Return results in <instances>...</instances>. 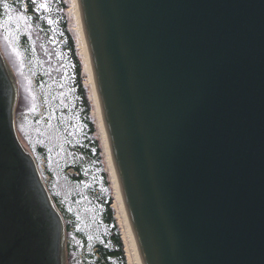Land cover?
Returning a JSON list of instances; mask_svg holds the SVG:
<instances>
[{"label":"water","instance_id":"1","mask_svg":"<svg viewBox=\"0 0 264 264\" xmlns=\"http://www.w3.org/2000/svg\"><path fill=\"white\" fill-rule=\"evenodd\" d=\"M80 5L145 264H264V0ZM0 69V264H66L62 218L17 139L18 91ZM32 191L54 215L39 245L12 219L38 216Z\"/></svg>","mask_w":264,"mask_h":264},{"label":"rangeland","instance_id":"2","mask_svg":"<svg viewBox=\"0 0 264 264\" xmlns=\"http://www.w3.org/2000/svg\"><path fill=\"white\" fill-rule=\"evenodd\" d=\"M65 15L78 49L74 16L67 10ZM45 29L29 13L20 14L10 23L0 21V47L11 64L18 91L14 128L24 150L36 159L39 177L57 209L65 210L66 264H86L89 254L101 258L104 248L114 252L118 247V230L107 210L112 196L111 206L121 232L116 190L87 76L84 73L83 85L89 89V103H84L75 81L77 65L64 46L62 33L54 21L49 25L50 32ZM40 71L54 80H39ZM41 142L50 146L49 162L37 159L36 145ZM71 169L79 174L73 175ZM117 257L110 255L111 264L118 263Z\"/></svg>","mask_w":264,"mask_h":264},{"label":"trees","instance_id":"3","mask_svg":"<svg viewBox=\"0 0 264 264\" xmlns=\"http://www.w3.org/2000/svg\"><path fill=\"white\" fill-rule=\"evenodd\" d=\"M65 0H26L28 5V12L31 15H34L35 19L38 20V25L40 27H45L46 32L49 31V25L51 22H55L59 32L62 33V38L65 40L64 46L66 50L73 54L75 64L77 65L76 68V86L77 89L81 92L83 95V102L89 103L88 101V94L87 89L83 86V79L82 76V68L83 64L82 61L78 55L77 49H76V41L74 37L71 36L70 32L67 29V19L65 15V11L67 10L68 6L64 2ZM4 4L8 5V10H4ZM20 14H25L24 7H23V1L22 0H0V21L4 23H10L14 19H16ZM44 15H48V19H43ZM44 31V32H45ZM23 37V36H22ZM24 38V37H23ZM22 38V39H23ZM40 75L43 78H48L54 80V78L48 74L43 73L40 71ZM90 108V105L89 107ZM89 114V113H88ZM91 126L93 128H96L95 125L91 122ZM98 145V151H101V147L99 143ZM36 150L38 153V159H44L46 162H49L51 151L50 146L46 144V142H41L38 145H36ZM49 173L53 176V173L49 171ZM109 186V183H108ZM113 198L110 197L109 201L107 202V210L109 212L108 218L110 219V222L114 224L116 227V230H118L117 233V249L116 251H108L107 249H103L102 251V257L97 258L96 254H89L87 258L85 259L86 264H111L110 262V255L117 254V264H127L125 252H124V246L120 237V231L118 228V225L116 223V219L114 218L115 211L111 207ZM65 211V210H64ZM71 228V226L69 227ZM22 228L18 224V229L15 233H18ZM96 258V262L92 263L93 260Z\"/></svg>","mask_w":264,"mask_h":264},{"label":"bare ground","instance_id":"4","mask_svg":"<svg viewBox=\"0 0 264 264\" xmlns=\"http://www.w3.org/2000/svg\"><path fill=\"white\" fill-rule=\"evenodd\" d=\"M70 4L68 11H70L76 22V32L79 40L78 48L80 50V55L84 61L83 72L86 74L88 79V86L91 88V97L94 102L96 117L98 119L99 127L101 129V134L103 138V146L105 150V155L107 157V162L109 164V170L111 175V181L116 190L117 197V218H120V225L122 228L121 236L124 244V250L127 257L128 264H145L140 244L136 235V231L130 216L128 205L124 197L123 189L117 172V167L114 161L111 140L108 133L105 116L103 108L101 105L98 87L96 82V76L94 71V66L92 62V57L88 45V39L86 38V31L83 21V10L80 5V0H67Z\"/></svg>","mask_w":264,"mask_h":264},{"label":"flooded vegetation","instance_id":"5","mask_svg":"<svg viewBox=\"0 0 264 264\" xmlns=\"http://www.w3.org/2000/svg\"><path fill=\"white\" fill-rule=\"evenodd\" d=\"M2 54H4V59L6 61V63L8 62L9 66H10V62L6 56V54L4 53V51L2 52ZM1 71V69H0ZM39 196L40 193L36 192V191H32L31 192V196L30 199L32 200V202H34L35 204L38 203V206L36 208V212L38 214V217L34 218L32 217V219L30 221H27V225H24L23 222L26 220L25 218H23L22 216L19 215V213H12V219L13 224H19L20 227L25 231L27 230V235L29 237V239L32 242H35L37 245H39V237L43 238V236L47 233V229L44 228V224L42 223L43 221L49 220V215L52 214V211L50 209H47L46 206H44L43 204L40 203L39 201ZM49 212V213H48ZM31 225V226H30ZM56 225V221L52 218V224L49 225V227H53V229H49V234L52 235L55 230H54V226ZM46 227V226H45ZM32 236H34L33 240H32ZM43 247V246H42ZM41 247V248H42ZM36 264H43V261H39V256L37 255V261ZM44 264H49L48 261H45Z\"/></svg>","mask_w":264,"mask_h":264},{"label":"snow or ice","instance_id":"6","mask_svg":"<svg viewBox=\"0 0 264 264\" xmlns=\"http://www.w3.org/2000/svg\"><path fill=\"white\" fill-rule=\"evenodd\" d=\"M33 2H35V0H33ZM4 10L7 11L8 10V5L4 4Z\"/></svg>","mask_w":264,"mask_h":264}]
</instances>
